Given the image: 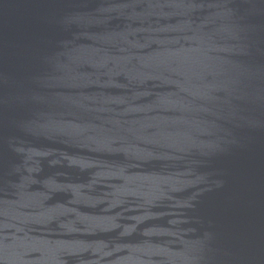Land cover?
Instances as JSON below:
<instances>
[{
    "label": "water",
    "instance_id": "water-1",
    "mask_svg": "<svg viewBox=\"0 0 264 264\" xmlns=\"http://www.w3.org/2000/svg\"><path fill=\"white\" fill-rule=\"evenodd\" d=\"M0 264H264V0H0Z\"/></svg>",
    "mask_w": 264,
    "mask_h": 264
}]
</instances>
